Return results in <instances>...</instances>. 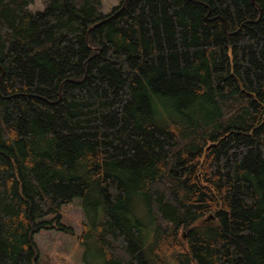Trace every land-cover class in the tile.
I'll return each mask as SVG.
<instances>
[{
	"label": "trees",
	"instance_id": "1",
	"mask_svg": "<svg viewBox=\"0 0 264 264\" xmlns=\"http://www.w3.org/2000/svg\"><path fill=\"white\" fill-rule=\"evenodd\" d=\"M34 2L0 0V264L76 198L104 264H264V0Z\"/></svg>",
	"mask_w": 264,
	"mask_h": 264
},
{
	"label": "rangeland",
	"instance_id": "2",
	"mask_svg": "<svg viewBox=\"0 0 264 264\" xmlns=\"http://www.w3.org/2000/svg\"><path fill=\"white\" fill-rule=\"evenodd\" d=\"M119 1L103 0L104 12H110ZM29 7L32 10L44 8L40 0H35ZM138 216L143 224L146 241L149 242L153 237V223L141 202L138 203ZM54 217L50 215L45 219L50 220ZM84 220L85 213L79 198L64 204L60 221L62 226L71 227L72 230L43 228L34 234L39 264H104L103 256L96 250L85 255L86 247L79 241Z\"/></svg>",
	"mask_w": 264,
	"mask_h": 264
}]
</instances>
